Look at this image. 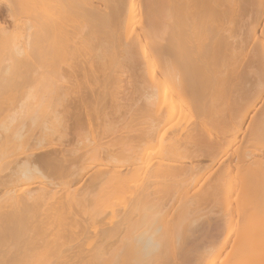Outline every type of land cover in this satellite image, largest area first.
I'll use <instances>...</instances> for the list:
<instances>
[{"label": "bare ground", "instance_id": "obj_1", "mask_svg": "<svg viewBox=\"0 0 264 264\" xmlns=\"http://www.w3.org/2000/svg\"><path fill=\"white\" fill-rule=\"evenodd\" d=\"M51 1L0 0V264H264V0Z\"/></svg>", "mask_w": 264, "mask_h": 264}, {"label": "rangeland", "instance_id": "obj_2", "mask_svg": "<svg viewBox=\"0 0 264 264\" xmlns=\"http://www.w3.org/2000/svg\"><path fill=\"white\" fill-rule=\"evenodd\" d=\"M59 1H61V0H59ZM63 3H64V2H62V4H61L60 6L64 5ZM60 6H59V7H60ZM59 7H58V3H57V1H56V0H52V1H51V9H50V11L53 12V13H52V14L50 13V14L52 15L51 17H53V18H55V17L58 18V17H59L60 20H62V19H61L62 17H61V15H60V14H61L60 12H61L62 10L64 11V8L61 7V9H62V10H61V9H59ZM64 7H65V5H64ZM58 9L61 10V11H59ZM7 10H8V9H7V7H6L5 5H4V6H3V5H0V22H1L2 24H4V25L8 26V27H11L12 23H11V21H10L11 19L9 20V13H7ZM57 11L59 12V14H58ZM63 11H62V12H63ZM64 14H65V12L63 13V15H64ZM56 15H57V16H56ZM63 15H62V16H63ZM57 18H55V19H56V22H59V23H57V25H58L57 28L59 29L60 20H57ZM59 18H58V19H59ZM64 19H65V18H63V20H64ZM52 22H53V23H52V26H53V24H56L55 20H52ZM54 22H55V23H54ZM67 22H68V21H65V22L61 21V24H62V23H64V24H62V26H61V24H60L61 29H59L60 31L58 30L59 33H60L61 31L65 30V29H70V30H74V31H76V30H75V27L72 26L73 24H72L71 27H70V25H68V24H71V23H69V22L67 23ZM57 25H54L55 28H56ZM73 27H74V28H73ZM55 28H54V31H55ZM71 28H73V29H71ZM56 30H57V29H56ZM67 31H69V30H67ZM67 31H66V33H67ZM74 31H73V32H74ZM55 32H56V31H55ZM63 32H64V31H63ZM63 32L60 33V34H58V35H60V36H58L59 38L57 37L58 39H61V40L63 39V38H60V37H61V34H63V35L65 34V33H63ZM69 32L71 33V31H69ZM52 35H53V30H52ZM63 35H62V36H63ZM67 35H68V34H67ZM67 35L65 34V36H67ZM69 35H70V34H69ZM70 36H71V35H70ZM70 36H67V37H70ZM51 37H52V36H51ZM54 37H55V35H54ZM63 37H64V36H63ZM57 38H55V39H57ZM54 41H55V40H54ZM60 42H61V41L59 40V43H60ZM56 43H57V41L55 42V44H56ZM59 43H58V44H59ZM59 45L62 46V48H63V46H64V44H62V43H60ZM57 46H58V45H57ZM64 47H65V46H64ZM63 49H64V48H63ZM61 50H62V49H61ZM49 51H50V54H51V55H49V56H51L52 58L54 57V58H53L52 60H50V61H51V62H52V61H56V60H57L56 58H57V55H58V53H56V48L54 47L53 49H51V50H49ZM57 52H58V51H57ZM61 52H62V51H61ZM71 57H72V56H71ZM71 57H69V58H70V59H69L70 61H68V62H70V64L68 63L69 65H71V63L73 62V61H71ZM77 57H78V56H76L75 59H76ZM72 58H74V57H72ZM78 58H79V57H78ZM78 58H77V59H78ZM76 62H79V59H78V61L76 60ZM59 63H60V62H59ZM59 63H58V64H59ZM63 63H64V62H63ZM73 63H75V62H73ZM61 64H62V62H61ZM75 64L78 65V63H75ZM59 65H60V64H59ZM63 65H64L65 67H68V66H66V64H63ZM63 65H62V68L64 69V66H63ZM73 65H74V64H73ZM73 65H72V67H73ZM76 65H74L75 69L77 68ZM60 66H61V65H60ZM74 67H73V68H74ZM135 67H136V66H135ZM138 68H139V67H138ZM138 68H136L138 74L135 72L136 69H135V71H134L133 68H132V70H131L130 72L132 73V71H134L135 74L132 73V75H130L131 73H129V76H131V80H133L132 77H133V78L135 77V79H136V78L138 79L137 81L134 79V81H136V82H138V81L141 80V77H140V76L138 77V75L141 74V73L139 74L138 71H140V70H139ZM68 69H69V68H67V71H66V69H65V71L68 72V71H69ZM77 70H78V69H77ZM77 70H75V71H77ZM64 73H65V72H64ZM65 74H68V75H69L68 78H72L73 80H72V79H71V80H72L74 83L79 82V80L81 79L80 77H79V78H80L79 80H78V78H76V77H77V76H76L77 73H76V74L74 73V75H75L76 77H75L74 75H72V76H73L74 78H76L77 80H74V78L71 77V75H70L69 73H65ZM1 75H2V74H0V76H1ZM66 78H67V76H66ZM66 78H65V80H66ZM2 79H3V78L0 77V80H1L0 82H1V83H2ZM67 80H68V79H67ZM3 81H4V80H3ZM69 81H70V79H69ZM69 81H68V82H69ZM80 81H81V80H80ZM73 82L71 83V85L73 84ZM81 82H82V81H81ZM69 83H70V82H69ZM69 83H67V82L64 83V85H63V86H64V89H62V91L64 90V91L67 92L66 89H67V86L69 85ZM79 83H80V82H79ZM80 84H81V83H80ZM65 85H66V88H65ZM78 85H79V84H77L76 86H78ZM69 86H70V85H69ZM73 86H74V85H72V89L75 90V89H76V86H74L75 88H74ZM93 87H95V86H93ZM93 87H92V88H93ZM69 88H71V86L68 87V89H69ZM78 88H80V90H81V88L83 89V90L80 91L81 94H80L79 97H81V95L83 96L82 93H84V92H82V91H86V94H85V93H84V94H85L87 97L84 95V98L86 97V99H87L88 97L91 96V95L88 96V95L90 94V93H89L90 91H88V88L84 87V88L86 89V90H85V89L82 87V84L80 85V87L78 86ZM93 89H94V88H93ZM95 89H96V88H95ZM70 90H71V89H70ZM87 92H88L89 94H88ZM87 94H88V95H87ZM73 96H74V94H73ZM73 96L71 95V96H68V97L71 98V97H73ZM68 97H67V99H68V101H69V98H68ZM75 97H76V99L73 101V99H74ZM75 97H73V99L70 100L71 102L73 101L72 104H71V103H70V104H67L68 101H66L67 106H69V105H70V106H71V105L73 106V105L75 104L74 102L77 101V99L79 98L78 96H75ZM77 97H78V98H77ZM90 99H91V101H93L92 98H90ZM65 100H66V99H65ZM78 100H79V99H78ZM70 101H69V102H70ZM91 101L88 99L89 104H90V103H91L92 105L95 104V103H92ZM64 102H65V101H64ZM73 103H74V104H73ZM66 104H65V106H66ZM63 105H64V103H63ZM65 106H64V108H65ZM67 106H66V107H67ZM75 106H76V105H75ZM95 106H96V105H95ZM106 106H107V108H109L107 104H106ZM62 107H63V106H61L59 110H61ZM91 107H94V106H91ZM99 107H101V106H99ZM64 108H63V109H64ZM73 108H74V106H73ZM73 108H72L71 111H74V110H75V109L73 110ZM63 109H62V110H63ZM65 109H66V108H65ZM70 109H71V108H70ZM76 110H77V108H76ZM76 110L74 111V115H75V114L77 115ZM109 110H110V109H108L107 111H109ZM69 111H70V110H69ZM71 111H70V113H71ZM78 111H81V112H82L81 109L79 110V107H78ZM78 111H77V112H78ZM91 111H92V110H91ZM110 111H111V110H110ZM79 113H80V112H78V114H79ZM91 114H92V112H91ZM71 116H73V114H72ZM56 150H57V149H56ZM56 150H55V151H56ZM57 151H58V150H57Z\"/></svg>", "mask_w": 264, "mask_h": 264}]
</instances>
